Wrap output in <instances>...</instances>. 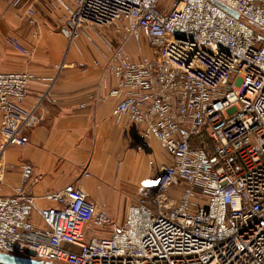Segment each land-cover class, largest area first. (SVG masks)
Returning a JSON list of instances; mask_svg holds the SVG:
<instances>
[{"label":"built area","instance_id":"built-area-1","mask_svg":"<svg viewBox=\"0 0 264 264\" xmlns=\"http://www.w3.org/2000/svg\"><path fill=\"white\" fill-rule=\"evenodd\" d=\"M217 1L238 17L210 0H73L57 17L69 43L115 25L152 52L133 60L115 48L113 87L103 75L88 95L117 100L111 115L139 127L138 151L151 140L163 149L120 224L78 185L34 196L41 176L30 164L3 193L13 167L5 150L24 147L39 120L35 105L21 106L27 88L52 80L0 72V253L51 264H264V0ZM8 44L27 54L15 38Z\"/></svg>","mask_w":264,"mask_h":264},{"label":"crops","instance_id":"crops-1","mask_svg":"<svg viewBox=\"0 0 264 264\" xmlns=\"http://www.w3.org/2000/svg\"><path fill=\"white\" fill-rule=\"evenodd\" d=\"M72 1L49 0L36 4L33 6V16H29L25 11L27 5L23 2L13 7L10 0H0V72L28 71L47 80L53 78L50 95L56 99V103L45 99L39 104L36 109L39 120L29 132L28 143L22 148L10 147L5 150L3 163L12 164L13 169L3 176L4 194H11L20 183L22 163L30 164L34 174L41 176L33 185V193L37 196L75 182L83 163L95 171L98 183L103 179L108 180L113 175L112 163L120 159L123 146L130 139L132 141L139 129L134 123L116 121L111 116L116 99H109L104 104L92 106L87 103L84 108L78 107L87 101V94L98 85L103 71L104 60L97 53L66 55L64 65L57 68L62 62L67 40L63 34L55 32L50 42V27L42 23L41 14L38 13L39 10H55L51 13L58 16L63 5ZM10 37L16 38L28 50L26 55L8 44ZM73 43L79 49L85 47L83 39ZM94 57L100 58V67H92ZM83 65L85 68L81 71L78 67ZM110 82L113 83V79L110 78ZM45 89L44 82L30 84L21 106L25 109L33 107ZM159 162L157 159L156 163ZM101 167L107 174L105 177L97 173ZM79 180L81 185L88 187L87 181Z\"/></svg>","mask_w":264,"mask_h":264},{"label":"rangeland","instance_id":"rangeland-1","mask_svg":"<svg viewBox=\"0 0 264 264\" xmlns=\"http://www.w3.org/2000/svg\"><path fill=\"white\" fill-rule=\"evenodd\" d=\"M23 4L27 5L25 7V11H26L28 7L30 6L33 7L34 5L40 4V3H33L32 0H24ZM10 5L12 6L11 1H10ZM33 10H34V7H33ZM35 10H37V8ZM39 11L40 13H38V10H37L36 14L37 13L41 14L42 23L44 24L47 23V26L49 25L50 27L49 32H48V36H49L48 38H49V41L51 42L52 40L51 38L55 34V32L57 33L59 32L56 28V21L59 15L56 16L55 14L51 13V12H56L55 10H52L50 12L41 11V10ZM82 39L85 44V47L82 46V48L79 49V47L75 45V43L73 42L79 41ZM66 40H67V44H66V48L64 51L63 59H62V62L59 65H57L58 66L57 68H61L64 65V59L66 55L70 56L73 53H75L76 55H80L82 53H84V55H86V53L88 54L91 53L92 55H95L97 53V56H99L102 60H104L103 71L100 75L98 85L95 87L93 91L87 94V98H86L87 101L80 103L78 105L79 108L86 107L87 103L89 105L94 106L98 104H104L109 99H114V98H107V100L104 103H101L96 100V97L88 98V95L92 92L98 91L103 75H105L107 78L108 86L113 87L114 79L112 75L108 73L109 72L108 64H109V59L115 48L121 45L124 51L133 60H139L140 58L144 56H150L152 54L151 49L149 48V46L146 45V42L144 39L142 38L139 39V42L142 44L139 47L138 41L136 38H134L133 36L123 35L122 33H120L119 30H117V26L115 25L95 27L94 29H89L85 31L83 34H81L78 38L72 40L70 43L67 38ZM100 58L94 57V59H92L91 61L92 67H100L98 66L100 65L99 61H101ZM78 68L81 71H84L85 66L83 65ZM15 72H24V71H15ZM110 78L113 79V83L110 82ZM49 80H52L50 87L49 88L46 87L45 91L40 94L38 98V102L35 103V106L37 108L39 107V104L45 99H49L52 103H56V99L50 95L51 88L54 84L55 79L51 78ZM44 85H46V83H44ZM36 114L39 119V115L37 111H36ZM123 120L127 121L126 119H122L120 120V122H122ZM0 121H1V113H0ZM127 123L131 124L130 122H127ZM31 129H29V132L31 131ZM136 133L133 136L132 141L130 139L123 146L122 155L120 159L115 161V163H112L111 167H113L112 168L113 175L108 180L103 179L99 181L100 183H98V180H99L98 175L94 174L95 171L93 170L91 171V169L88 168L87 163L85 164L83 163L82 166L79 167L80 170H79L78 179L75 182L73 181L71 183L66 184V185L81 186L84 189V191L88 194L89 199L97 206V209L99 211H103L106 214H108L116 224H120L123 221L126 215L127 207L130 204L137 202L140 196V187L145 186V184H147V182L153 176V173L155 171V166L151 165L149 161L152 160L153 163H155V165H158V163H156L157 159L158 161L160 160L161 163L165 162L164 156H163V149L161 145L155 140H151L148 149L144 151H138L136 149V144H135ZM0 143H1V136H0ZM4 164L7 167L13 166L12 164H6V163ZM22 164H27V163H22ZM12 169L13 167L10 170L7 169V172H11ZM99 171L100 172H97V173L100 174L102 177H105V175H107L105 174V171L102 167L99 168ZM19 172H20V183L16 186H20L21 184H23L22 179H21V168ZM85 173H87V175H84ZM139 177L141 178L139 179ZM142 177L144 178L142 179ZM80 178L87 181L88 187H84L78 182L80 181L79 180ZM33 185H31V192L34 196H37L33 193ZM48 192H51V191H48ZM45 193L46 191L43 192L41 195H44ZM39 202L44 203V204H49L45 202L44 200H39ZM91 234L96 235L97 234L96 230H94Z\"/></svg>","mask_w":264,"mask_h":264},{"label":"water","instance_id":"water-1","mask_svg":"<svg viewBox=\"0 0 264 264\" xmlns=\"http://www.w3.org/2000/svg\"><path fill=\"white\" fill-rule=\"evenodd\" d=\"M218 7L229 13L234 17H238V14L232 10L231 8L227 7L226 5L222 4L217 0H210ZM29 254L32 255V251H29ZM0 263L2 264H51V263H43L42 261L31 259V258H23L14 255H9L5 253H0Z\"/></svg>","mask_w":264,"mask_h":264}]
</instances>
